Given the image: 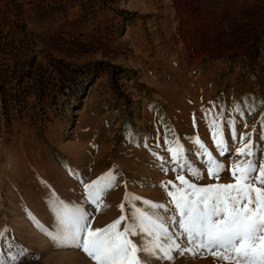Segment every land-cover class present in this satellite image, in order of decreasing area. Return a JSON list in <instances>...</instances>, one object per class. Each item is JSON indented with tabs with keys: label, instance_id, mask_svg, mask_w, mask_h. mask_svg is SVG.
<instances>
[{
	"label": "rangeland",
	"instance_id": "374dc122",
	"mask_svg": "<svg viewBox=\"0 0 264 264\" xmlns=\"http://www.w3.org/2000/svg\"><path fill=\"white\" fill-rule=\"evenodd\" d=\"M213 105L231 152V117L237 141L248 134L264 149V0H0V255L7 261V240L13 252L27 250L23 264L61 253L94 264L48 236L53 201L84 205L94 229L127 213L126 192L172 207L171 185L161 183L179 184V172H163L152 154L170 159L165 136L202 169L195 183H217L192 142L236 162L216 150L205 117ZM109 172L117 179L97 208L84 185ZM219 182H232L230 172ZM8 210L39 239L12 232ZM139 255L143 264H227L203 250L174 252L172 262Z\"/></svg>",
	"mask_w": 264,
	"mask_h": 264
},
{
	"label": "snow or ice",
	"instance_id": "6c2138e0",
	"mask_svg": "<svg viewBox=\"0 0 264 264\" xmlns=\"http://www.w3.org/2000/svg\"><path fill=\"white\" fill-rule=\"evenodd\" d=\"M234 110L243 115L239 104ZM248 110L251 113L253 109L249 106ZM214 111L215 105L205 110V117L216 150L220 157L237 158L236 162L229 166L217 159L199 137L192 138V142L208 177L217 183H195V180L203 179L202 169L188 158L182 144L175 142L173 146L174 142L165 136L170 159L166 160L156 152L152 154L160 161L163 172H179L176 177L179 184L173 181L161 183L166 189L171 185L167 194L172 207L126 192L120 208L123 212L127 205V213L103 228L94 229L92 213L84 205L55 200L52 209L57 227L49 231L48 236L58 246L81 249L94 264H143L139 254L145 251H158L159 259L172 262L174 252L196 255L198 250L210 252L227 264H264V162H260V153L264 149L249 139L248 134H241L237 141V123L235 117H231L224 121L231 129L232 147L236 148L234 153L231 152L223 124L218 122L223 110L216 115H213ZM244 123L246 127V121ZM260 123L264 125V119ZM259 137L264 141V127ZM246 139L248 142L243 143ZM237 143L243 146L236 147ZM144 146L149 147L147 141ZM156 146L159 147V143ZM225 171L230 172L232 182H219ZM116 179V175L109 172L85 184L87 202L98 208L102 195L114 186ZM3 236L0 232V237ZM137 236L141 237L139 245L133 240ZM185 239L191 247L181 246ZM6 246L9 249L7 261L0 255V264H23L27 250L20 247L13 252V244L7 240Z\"/></svg>",
	"mask_w": 264,
	"mask_h": 264
},
{
	"label": "bare ground",
	"instance_id": "6f19581e",
	"mask_svg": "<svg viewBox=\"0 0 264 264\" xmlns=\"http://www.w3.org/2000/svg\"><path fill=\"white\" fill-rule=\"evenodd\" d=\"M23 198V197H21ZM27 198V197H25ZM24 198V199H25ZM31 198V197H30ZM38 198V197H37ZM32 199V198H31ZM42 200L44 201V199L42 198ZM41 200V201H42ZM46 201V200H45ZM31 202V201H30ZM29 202V203H30ZM26 202H24L25 204ZM28 203V202H27ZM26 203V204H27ZM28 203V204H29ZM44 203V202H43ZM8 205V204H7ZM14 205V203H13ZM32 205V204H31ZM30 206V205H29ZM36 206V205H35ZM9 208V207H8ZM13 208V206H12ZM38 208V207H36ZM15 209V207H14ZM9 211V215L6 216V219L9 221V224L11 225L10 222L13 223L14 227L12 228V232H17V234L23 232V230L25 232H23L25 234L26 237H29L30 240L34 241V240H38V235H35L33 234L32 232H30L31 229L28 228V226L26 225V223L23 222V219L20 218V216L17 215V213L15 211H12V210H8ZM19 214V213H18ZM11 215V216H10ZM10 217V218H9ZM8 224V225H9ZM2 227V226H1ZM1 232V231H0ZM48 257V256H47ZM43 258L45 264H90V263H84V260L82 261L81 260V256L79 254H73V255H69L67 256V254L65 253H61V254H58L57 256L56 255H53L52 256L50 255V258L51 259H48V258Z\"/></svg>",
	"mask_w": 264,
	"mask_h": 264
}]
</instances>
